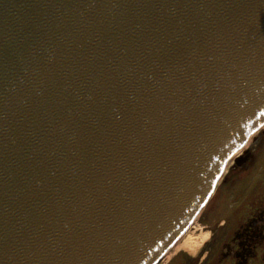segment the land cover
<instances>
[{
	"label": "water",
	"instance_id": "obj_1",
	"mask_svg": "<svg viewBox=\"0 0 264 264\" xmlns=\"http://www.w3.org/2000/svg\"><path fill=\"white\" fill-rule=\"evenodd\" d=\"M264 125V0H0V264H157Z\"/></svg>",
	"mask_w": 264,
	"mask_h": 264
},
{
	"label": "flooded vegetation",
	"instance_id": "obj_2",
	"mask_svg": "<svg viewBox=\"0 0 264 264\" xmlns=\"http://www.w3.org/2000/svg\"><path fill=\"white\" fill-rule=\"evenodd\" d=\"M221 173L179 242L189 234L197 241L208 237L196 254L179 251L167 264H264V125L228 157Z\"/></svg>",
	"mask_w": 264,
	"mask_h": 264
},
{
	"label": "bare ground",
	"instance_id": "obj_3",
	"mask_svg": "<svg viewBox=\"0 0 264 264\" xmlns=\"http://www.w3.org/2000/svg\"><path fill=\"white\" fill-rule=\"evenodd\" d=\"M238 152V151H237ZM236 152V153H237ZM235 153V154H236ZM224 172V171H223ZM222 172V173H223ZM221 173V174H222ZM186 232V231H185ZM184 232V233H185ZM183 233V234H184ZM182 234V235H183ZM180 238V237H179ZM178 238V239H179ZM177 239V240H178ZM175 241V243L170 247V249H169V251L166 253V258H171L172 256H174L177 252H179V251H185L186 249H188V248H190L193 244H196L197 245V239H196V237L194 236V234H189L188 235V237L183 241V242H179V241ZM196 250H197V248L196 249H194V250H191L190 249V251L191 252H196ZM162 259V258H161ZM160 259V260H161ZM159 260V261H160Z\"/></svg>",
	"mask_w": 264,
	"mask_h": 264
},
{
	"label": "rangeland",
	"instance_id": "obj_4",
	"mask_svg": "<svg viewBox=\"0 0 264 264\" xmlns=\"http://www.w3.org/2000/svg\"><path fill=\"white\" fill-rule=\"evenodd\" d=\"M191 231H192V230L190 229L188 232L190 233ZM187 234H188V233H187ZM207 237H208V236H206V237H199V240L197 241V245H196V244H193L190 248L186 249L185 251H186L187 253H191L192 255L196 254V253L199 251L201 245L203 244V242L205 241V239H206ZM180 239H182V237L179 238L177 241H180ZM196 248H197L196 252H195V251H194V252H191V251H190V249H191V250H194V249H196ZM168 262H169V258H166V257H165V259L162 260L159 264H167Z\"/></svg>",
	"mask_w": 264,
	"mask_h": 264
}]
</instances>
